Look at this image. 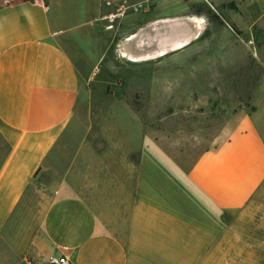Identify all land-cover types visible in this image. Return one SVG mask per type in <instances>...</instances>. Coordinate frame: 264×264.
Wrapping results in <instances>:
<instances>
[{"label": "crops", "instance_id": "crops-1", "mask_svg": "<svg viewBox=\"0 0 264 264\" xmlns=\"http://www.w3.org/2000/svg\"><path fill=\"white\" fill-rule=\"evenodd\" d=\"M193 1L0 0V264H48L50 254L70 264H219L220 242L234 229L220 232V212L242 214L264 185V87L188 171L156 150L138 118L108 121L111 109L98 119L105 150L89 143L67 161L63 154L80 81L107 53L106 2L116 14L140 3L122 20L144 21L141 29L189 23L201 34L205 15L182 14ZM171 5L179 7L166 11ZM226 13L229 39L258 32L264 68V0ZM183 43L173 31L156 52L130 57L145 61ZM227 45L232 64L252 50ZM121 125L120 144L110 130Z\"/></svg>", "mask_w": 264, "mask_h": 264}, {"label": "rangeland", "instance_id": "rangeland-1", "mask_svg": "<svg viewBox=\"0 0 264 264\" xmlns=\"http://www.w3.org/2000/svg\"><path fill=\"white\" fill-rule=\"evenodd\" d=\"M200 1L194 0L182 14L205 15L201 34L189 23L141 29L144 21L122 20L133 10L131 6L120 14H116L117 5L107 6V53L101 65L80 81L78 103L66 132L68 145L63 146L65 161L79 145L91 143L95 153L105 150L107 134L99 129L98 119L106 116L101 112L111 109L117 113L108 114V121L138 118L155 139L156 150L169 153L181 169L188 171L201 152L217 147L228 137L239 111L254 109L264 87V68L252 50L232 64L226 48L229 42L251 46V40L256 46L259 34L256 31L252 37L243 34L236 37L239 40H231L221 30L225 26L232 30L226 12L244 0H223L221 4ZM178 7L171 5L165 10ZM173 31L182 38L183 46L167 48L164 55L145 61L131 60V55L156 52ZM116 128L110 133L121 144L128 129L125 125ZM219 218L220 232L227 223L234 226L220 242L219 264H264V185L245 212H220Z\"/></svg>", "mask_w": 264, "mask_h": 264}, {"label": "built area", "instance_id": "built-area-1", "mask_svg": "<svg viewBox=\"0 0 264 264\" xmlns=\"http://www.w3.org/2000/svg\"><path fill=\"white\" fill-rule=\"evenodd\" d=\"M39 1L44 3V0H39ZM113 4L114 3H112V2H106V6H110V5H113ZM133 8L134 9H139V8H141V4L137 3L135 6H133ZM249 43L251 44L253 55L257 56L256 46L254 44V41L251 40ZM46 261H47L48 264H70V261L68 260V258L66 256H57L55 254H50L47 257Z\"/></svg>", "mask_w": 264, "mask_h": 264}, {"label": "bare ground", "instance_id": "bare-ground-1", "mask_svg": "<svg viewBox=\"0 0 264 264\" xmlns=\"http://www.w3.org/2000/svg\"><path fill=\"white\" fill-rule=\"evenodd\" d=\"M162 22H170V20H164V21H162Z\"/></svg>", "mask_w": 264, "mask_h": 264}, {"label": "trees", "instance_id": "trees-1", "mask_svg": "<svg viewBox=\"0 0 264 264\" xmlns=\"http://www.w3.org/2000/svg\"><path fill=\"white\" fill-rule=\"evenodd\" d=\"M234 29V28H233ZM235 30V29H234ZM236 31V30H235Z\"/></svg>", "mask_w": 264, "mask_h": 264}]
</instances>
